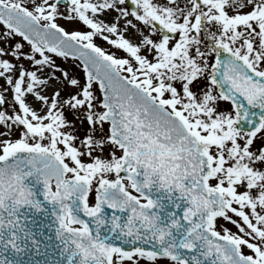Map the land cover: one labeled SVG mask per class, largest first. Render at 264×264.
Here are the masks:
<instances>
[{"label":"snow or ice","instance_id":"obj_1","mask_svg":"<svg viewBox=\"0 0 264 264\" xmlns=\"http://www.w3.org/2000/svg\"><path fill=\"white\" fill-rule=\"evenodd\" d=\"M0 264H264V0H0Z\"/></svg>","mask_w":264,"mask_h":264}]
</instances>
